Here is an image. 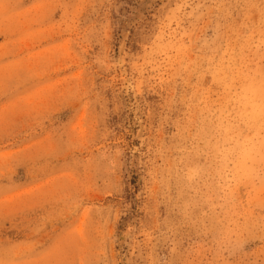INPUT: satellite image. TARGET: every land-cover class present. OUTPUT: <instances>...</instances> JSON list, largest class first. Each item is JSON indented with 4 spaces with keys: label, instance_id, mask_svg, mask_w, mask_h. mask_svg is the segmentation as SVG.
<instances>
[{
    "label": "rangeland",
    "instance_id": "rangeland-1",
    "mask_svg": "<svg viewBox=\"0 0 264 264\" xmlns=\"http://www.w3.org/2000/svg\"><path fill=\"white\" fill-rule=\"evenodd\" d=\"M0 264H264V0H0Z\"/></svg>",
    "mask_w": 264,
    "mask_h": 264
},
{
    "label": "trees",
    "instance_id": "trees-1",
    "mask_svg": "<svg viewBox=\"0 0 264 264\" xmlns=\"http://www.w3.org/2000/svg\"><path fill=\"white\" fill-rule=\"evenodd\" d=\"M134 184V183H133Z\"/></svg>",
    "mask_w": 264,
    "mask_h": 264
}]
</instances>
